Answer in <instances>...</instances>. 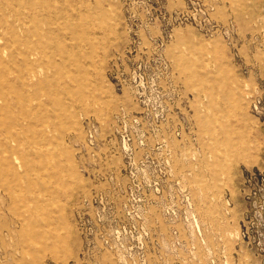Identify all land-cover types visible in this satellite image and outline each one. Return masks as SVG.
<instances>
[{
	"label": "rangeland",
	"instance_id": "obj_1",
	"mask_svg": "<svg viewBox=\"0 0 264 264\" xmlns=\"http://www.w3.org/2000/svg\"><path fill=\"white\" fill-rule=\"evenodd\" d=\"M0 264H264V0H0Z\"/></svg>",
	"mask_w": 264,
	"mask_h": 264
},
{
	"label": "bare ground",
	"instance_id": "obj_2",
	"mask_svg": "<svg viewBox=\"0 0 264 264\" xmlns=\"http://www.w3.org/2000/svg\"><path fill=\"white\" fill-rule=\"evenodd\" d=\"M27 36H28V35H27ZM8 41L10 42L9 39H8ZM14 51L16 52V50H14ZM25 51H26V50H25ZM14 58H15V57H14ZM14 58H13V59H14ZM22 65H23V64H22ZM59 90H60V89H59ZM36 126H37V125H36ZM4 129H5V128H4ZM10 141H11V140H10ZM7 142H8V141H7ZM6 145H7V143H6ZM12 147H13V146H12ZM12 149H13V148H12ZM7 150H8V149H7ZM11 151H12V150H11ZM5 152H6V151H5ZM31 153H32V152H31ZM8 154H9V153H8ZM10 160H11V158H10ZM16 161H17V160H16ZM13 162H14V161H13ZM19 165H20V164H19ZM20 166H21V165H20ZM20 166H19V167H20ZM21 167H22V166H21ZM24 171H25V170H24ZM22 172H23V171H22ZM22 172H21V173H22ZM34 182H35V181H34Z\"/></svg>",
	"mask_w": 264,
	"mask_h": 264
}]
</instances>
